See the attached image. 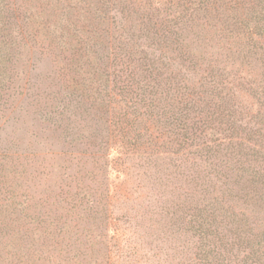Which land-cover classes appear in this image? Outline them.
<instances>
[{"label": "trees", "instance_id": "trees-1", "mask_svg": "<svg viewBox=\"0 0 264 264\" xmlns=\"http://www.w3.org/2000/svg\"><path fill=\"white\" fill-rule=\"evenodd\" d=\"M0 264H264V0H0Z\"/></svg>", "mask_w": 264, "mask_h": 264}, {"label": "rangeland", "instance_id": "rangeland-1", "mask_svg": "<svg viewBox=\"0 0 264 264\" xmlns=\"http://www.w3.org/2000/svg\"><path fill=\"white\" fill-rule=\"evenodd\" d=\"M42 69L45 70V67L41 66ZM26 116L22 115V114H19L17 119H22V118H25ZM27 127H31V124L27 125ZM19 128L16 127V129H12V130H9L7 132V135L3 136L1 139L4 140H9L8 142H11V144L15 143L16 141L20 142L21 144L25 143V144H28V140L29 141H32V138H31V134L34 133L35 131L33 130H30V128H26L25 129V132H20V133H17L19 131L16 132V130ZM32 128V127H31ZM13 131V132H12ZM28 139V140H27ZM25 140V142H24ZM45 142L47 144L48 143V140H45ZM40 144V146H36L35 149L37 150H45L47 148V144ZM23 148H26V147H23Z\"/></svg>", "mask_w": 264, "mask_h": 264}]
</instances>
